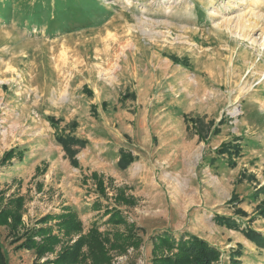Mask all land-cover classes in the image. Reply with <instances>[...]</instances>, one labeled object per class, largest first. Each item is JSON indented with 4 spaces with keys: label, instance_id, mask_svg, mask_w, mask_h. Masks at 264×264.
Segmentation results:
<instances>
[{
    "label": "rangeland",
    "instance_id": "1",
    "mask_svg": "<svg viewBox=\"0 0 264 264\" xmlns=\"http://www.w3.org/2000/svg\"><path fill=\"white\" fill-rule=\"evenodd\" d=\"M0 190L29 227L70 211L111 237L117 209L140 242L111 264H152L164 230L264 264L243 232L264 237V0H0ZM0 244L46 259L4 225Z\"/></svg>",
    "mask_w": 264,
    "mask_h": 264
},
{
    "label": "trees",
    "instance_id": "2",
    "mask_svg": "<svg viewBox=\"0 0 264 264\" xmlns=\"http://www.w3.org/2000/svg\"><path fill=\"white\" fill-rule=\"evenodd\" d=\"M61 141V137H58ZM62 142H77L76 140L63 139ZM230 143H222L219 153L230 150ZM13 156V151L7 150L2 160H8ZM125 155L120 157L118 164L125 166ZM93 177H97L95 173ZM97 190L104 194L103 182L96 178ZM3 192L0 190V225L8 228V234L13 242H18L16 248L33 250L35 259L46 258L41 264H111V250L125 251L129 246H137L140 242L138 235L132 231L133 222H128L126 217L115 209H110V221L115 224H123L124 231L100 232L92 225L84 230L83 223L76 212L64 211L59 214H45L36 220L31 227L24 225L22 211L24 198L10 195L4 201ZM116 199L122 203H132L124 194H116ZM260 214H264V202L258 206ZM67 210V209H64ZM238 215L246 216L242 209L236 211ZM219 223L227 227L233 226L230 219H217ZM53 222L52 224H50ZM56 230V232L54 231ZM247 238L257 240L258 244H264V237L260 232L252 229L243 231ZM186 236V238H184ZM153 240L152 264H213L218 261L221 251L207 240L192 234H184L175 239L172 233L164 230L150 236ZM258 238V239H257ZM53 254V258H48ZM233 260L232 264H236ZM7 253L0 244V264H7Z\"/></svg>",
    "mask_w": 264,
    "mask_h": 264
}]
</instances>
